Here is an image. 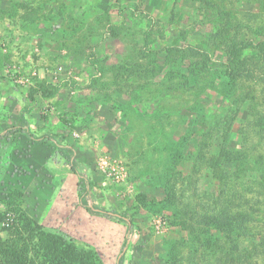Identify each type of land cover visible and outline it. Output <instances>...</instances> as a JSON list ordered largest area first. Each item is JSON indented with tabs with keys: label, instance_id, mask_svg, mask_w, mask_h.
Here are the masks:
<instances>
[{
	"label": "rangeland",
	"instance_id": "374dc122",
	"mask_svg": "<svg viewBox=\"0 0 264 264\" xmlns=\"http://www.w3.org/2000/svg\"><path fill=\"white\" fill-rule=\"evenodd\" d=\"M226 28L263 39L264 0H0V264H56L33 224L98 264H264L183 210L245 189L264 234V132L247 123L264 86L226 76L210 39ZM185 44L211 55L192 86L164 62ZM246 138L233 175L221 153Z\"/></svg>",
	"mask_w": 264,
	"mask_h": 264
},
{
	"label": "trees",
	"instance_id": "16d2710c",
	"mask_svg": "<svg viewBox=\"0 0 264 264\" xmlns=\"http://www.w3.org/2000/svg\"><path fill=\"white\" fill-rule=\"evenodd\" d=\"M231 29L226 28L223 31H218L211 35L210 39L215 43H219V48L224 57L225 74L230 80L251 81L254 83H261L264 86V38L255 40L254 38L239 37V33H230ZM254 36H260L254 33ZM175 52V54H173ZM173 54V55H172ZM176 55L178 59L173 61L171 58ZM211 55L202 47L185 44L178 48H168L165 56V66L169 68L168 72L172 75L183 74L182 69H185L187 75L185 79L187 82H193L196 76L204 72L209 65ZM162 67L159 68V70ZM147 73L149 71H146ZM154 73V72H153ZM155 75V74H154ZM192 86V83H191ZM251 123L252 129H257V134L261 135L264 132V115L261 118L253 117L247 123ZM240 146V150L233 149L221 153L222 162L229 164L228 169L233 173L238 171V167L242 166L243 161L246 159L247 153L250 149L246 143ZM250 153V152H249ZM215 165L210 164L209 168L214 169ZM73 173L78 177L77 188L86 184V180L75 168H72ZM225 176V168L220 169V173L214 178L217 179L218 185H224L222 181ZM227 185V183H225ZM240 187V186H239ZM240 190V188H239ZM220 194L222 189L219 187ZM239 204L235 206L228 205L219 206L218 196L212 192L207 196L205 201L199 202L194 208V211L188 206L184 205V215L188 220H193L209 227V229L227 234L225 237H243L245 240H252L254 242L253 254L260 258L264 263V234L253 235L249 231V226L253 223L251 212L254 214L256 211L253 209L252 199L246 198V190L239 191ZM166 196L173 197L170 191ZM199 207V208H198ZM235 207V211L233 208ZM196 223V224H197ZM34 229L37 231V239L39 246L44 250H48L51 257L54 258L56 264H98V259L95 253L79 251L74 248L72 241H68L56 235L47 233L41 229L37 224H33ZM250 240V241H251ZM239 247V246H238Z\"/></svg>",
	"mask_w": 264,
	"mask_h": 264
},
{
	"label": "built area",
	"instance_id": "2783aa9c",
	"mask_svg": "<svg viewBox=\"0 0 264 264\" xmlns=\"http://www.w3.org/2000/svg\"><path fill=\"white\" fill-rule=\"evenodd\" d=\"M9 217V216H8ZM9 218L4 219L1 223H0V229L2 228H6L9 226V222H8Z\"/></svg>",
	"mask_w": 264,
	"mask_h": 264
}]
</instances>
